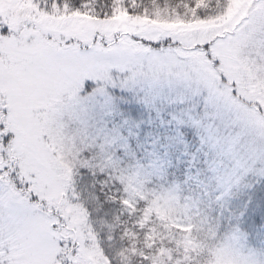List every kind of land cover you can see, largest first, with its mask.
Segmentation results:
<instances>
[{"label": "snow or ice", "instance_id": "1", "mask_svg": "<svg viewBox=\"0 0 264 264\" xmlns=\"http://www.w3.org/2000/svg\"><path fill=\"white\" fill-rule=\"evenodd\" d=\"M242 4L231 35L264 33V0ZM156 10L144 0H0V264H83L81 246L64 236L69 218L50 200L65 163L72 199L103 202L117 172L150 176L215 202L264 248V177L231 194L251 137L171 62L179 40L133 24ZM122 14L130 19L117 21ZM215 44L197 47L211 58ZM245 119L264 120V105Z\"/></svg>", "mask_w": 264, "mask_h": 264}, {"label": "rangeland", "instance_id": "2", "mask_svg": "<svg viewBox=\"0 0 264 264\" xmlns=\"http://www.w3.org/2000/svg\"><path fill=\"white\" fill-rule=\"evenodd\" d=\"M224 7L223 14L217 12L212 16L213 10L205 11L204 4L197 2L189 10L181 8L179 13L171 10L173 15L163 11L154 18L138 17L132 22L158 33L151 38L172 36L179 40L181 47L170 53L169 59L180 69L189 86L207 91L214 102L234 114L242 131L249 133V149L236 163L239 171L231 193L236 195L250 178L264 177V120L245 119L253 113L255 103L264 105V33L250 29L233 37L231 34L239 23L233 20L243 7L242 0H228ZM197 9L207 18L200 19ZM246 14L245 11L243 15ZM128 19L123 14L116 17L117 21ZM211 41L216 44L212 57L208 58L197 46ZM130 48L139 50L132 45ZM214 59L219 60L218 65L214 66ZM223 77L228 78V90L223 86ZM232 86L238 90L235 94L230 90ZM63 167L68 176L50 192V200L53 207L61 209L69 218L64 236L81 246L83 264H131L123 249L114 247L115 225L101 209L98 197L89 193L81 198L77 192L72 199V167L67 163ZM111 180L112 183L104 182L101 190L112 189L110 185L118 181L120 204L139 211L141 222L152 216L168 231L173 253L166 254L161 244L160 249L149 252V264H264L262 251L246 242L242 231L228 226L218 234L217 226H212L207 235L204 231L207 219L203 217L204 210L198 208L199 201L189 203L177 197V185L161 184L150 176L127 172H117ZM106 200L114 201L115 197L108 194ZM210 206L217 210L215 202Z\"/></svg>", "mask_w": 264, "mask_h": 264}, {"label": "trees", "instance_id": "3", "mask_svg": "<svg viewBox=\"0 0 264 264\" xmlns=\"http://www.w3.org/2000/svg\"><path fill=\"white\" fill-rule=\"evenodd\" d=\"M227 1L228 0H224V3L222 4L221 0H144V3L149 9H152L154 3L156 4L157 10L155 12V15L163 11H167L169 15H173L171 10H175L176 13H178L177 9H179L180 12L181 8L189 10L191 8H194L192 7V5H196L197 2H201L204 4L205 11L211 9L213 10L212 13H217L219 12V9L221 7H224L226 5ZM210 5L215 6L210 7ZM186 14L187 13L185 12L183 16H185ZM142 19L148 18L142 17ZM207 57L209 58V56ZM108 181H111L112 183L111 179ZM244 184L246 183L244 182ZM175 185H177L178 188L177 197H181L189 203L199 201L198 208L201 211L204 210L203 217L207 219L204 229L207 235H209V227L217 226L216 231L218 234H220L225 228L231 226L222 218L217 206L216 210L214 209V207L210 206V203L207 199H202L198 193H194L192 190L187 189L183 185ZM110 186H112V189H105L104 191L100 190V195L104 196V201L101 202L99 200V202L101 209L109 214V220L112 221L115 225V249H123L126 258L130 261L131 264H149V252L154 251L155 249H160L161 244L163 245V247H165L162 250L166 252V254H170V252L173 253V245L167 239L168 231H166L165 227L160 223L154 221V218L152 216L149 217V219L145 222H141L142 219L140 218L139 211H135L129 206H122V204H120L121 200L119 198V184H116L113 181V184H111ZM108 194L114 195L115 200H106ZM105 206H108L107 210ZM256 249L261 250L262 255H264V248ZM111 264H113V262ZM116 264L119 263L116 262Z\"/></svg>", "mask_w": 264, "mask_h": 264}]
</instances>
